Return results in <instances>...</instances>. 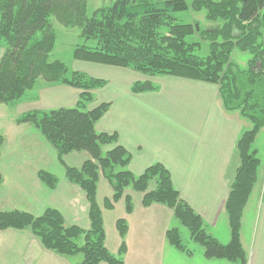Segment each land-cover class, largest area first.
Masks as SVG:
<instances>
[{"label":"trees","instance_id":"16d2710c","mask_svg":"<svg viewBox=\"0 0 264 264\" xmlns=\"http://www.w3.org/2000/svg\"><path fill=\"white\" fill-rule=\"evenodd\" d=\"M112 1L110 6L87 17V0H0V42L5 44L0 58V104L19 102L38 81L80 90L74 107L27 112L16 124L37 129L55 149L60 163L73 152H85L90 157L79 169L65 167L67 180L86 195L88 230L65 226L57 211L47 209L40 217L0 212V231L28 229L45 249L61 257L81 255L79 264H124L120 257L125 252L124 220L116 222L121 238L118 256L110 254L104 245L101 209L96 203L97 182L102 176L112 189L111 199L103 203L106 210H111L127 189L142 193L144 207L160 204L173 210L175 219L187 228L191 240L202 247L207 259L247 264L240 230L242 213L260 166L252 144L264 127V45L256 44L264 28V0H164L163 8H154L149 0ZM188 9L204 10L208 21H221L222 25L198 31L190 24L177 23L173 15ZM50 18L63 27L77 28L85 41H95L92 48H76L72 56L75 61L127 68L150 77L174 76L217 85L223 108L238 111L250 123L251 128L242 133L235 146L239 166L224 203L229 227L226 245L206 233L201 217L181 200L164 166L154 163L142 174H132L127 169L130 155L117 144L116 135L95 131V124L110 104L86 108L93 101L91 91L104 87L106 82L70 71L61 61H49L55 41ZM162 29L165 33H161ZM194 34L210 42L204 60L194 54L199 43L187 42ZM235 49L251 55L245 70H238L230 61ZM130 90L139 94L155 92L158 87L142 81L134 83ZM3 143L0 136V150ZM106 146L112 147L104 152ZM38 177L51 189L57 183L56 177L45 172ZM152 182L154 189L149 191ZM124 198L125 211L130 214L131 198ZM166 239L176 250L186 251L177 229H170Z\"/></svg>","mask_w":264,"mask_h":264},{"label":"crops","instance_id":"0c3cea01","mask_svg":"<svg viewBox=\"0 0 264 264\" xmlns=\"http://www.w3.org/2000/svg\"><path fill=\"white\" fill-rule=\"evenodd\" d=\"M79 62L83 66L75 71L106 82L104 87L91 91L93 101L86 108L92 110L102 103L110 104L95 124V131L116 135L117 144L130 155L127 169L132 174L140 175L154 163L164 166L181 200L201 217L206 233L213 237L219 228L224 232L223 240L228 242L224 203L239 166L236 142L251 128L250 123L238 111L228 112L223 108L217 85L164 76L160 90L135 94L131 86L148 81L144 75L127 68ZM41 83L15 106L21 113H42L76 105L80 90ZM18 118L8 119L0 150V212L40 217L47 209H53L62 216L65 226L88 230L86 195L67 180L65 167L79 169L90 159L89 155L73 152L60 163L55 149L38 130L30 125H17ZM111 147L106 146L103 151ZM252 149L260 166L256 185L243 210L240 231L251 210L255 242L247 264H264V127L257 133ZM40 172L56 177L54 188L39 180ZM153 189L152 182L148 190ZM124 195L132 201L130 214L125 211V196L111 210H106L103 203L111 199L112 189L102 176L99 178L96 203L101 209L106 250L118 256L121 238L116 222L124 220L125 252L120 256L124 264H179L175 254L178 251L166 239V233L177 228L173 210L160 204L144 207L143 194L130 189ZM81 261V255L61 257L45 249L28 229L0 231V264H79Z\"/></svg>","mask_w":264,"mask_h":264},{"label":"rangeland","instance_id":"374dc122","mask_svg":"<svg viewBox=\"0 0 264 264\" xmlns=\"http://www.w3.org/2000/svg\"><path fill=\"white\" fill-rule=\"evenodd\" d=\"M112 0H87V7H86V16L91 17L94 12L100 8L108 7L112 4ZM151 6L154 8H163L164 0H149ZM175 21L177 23L182 24H190L193 27H197L198 31H204L209 28H214L217 26H221L222 22H211L206 19V12L204 10L200 12H194L190 9L186 10L182 13H175L174 15ZM50 24H51V30L53 31L55 35V41H54V47L52 52L49 55V61H61L70 71L79 70L82 68L83 63L79 61H75L73 59V52L76 48H80L82 46H85L87 48H92L95 46V41H85L81 36L80 32L77 28H66L57 23L53 18H50ZM161 33H165V30L162 29ZM40 34H37V37H39ZM187 42H195L199 43V49L195 51L194 54H196L197 57L201 59H205L209 52V45L210 42L203 41L198 34H194L193 36L189 37L187 39ZM258 46L264 45V28L260 30V36L257 39ZM5 51V44L4 42H0V58L2 57L3 53ZM251 59L250 54L247 52H242L239 49L233 50L232 54L230 55V61L231 63L238 69V70H245L248 68V61ZM142 76V75H141ZM145 76V75H144ZM143 77V76H142ZM148 81L154 85H156L159 90L164 84L165 77L164 76H155V77H144ZM42 84L41 81H38L37 84ZM38 86V85H37ZM35 92V88L29 92H27L23 97L25 99V96L28 94H31ZM22 99V100H24ZM18 102L12 105H4L0 104V136L3 137L5 134V126L8 122L9 118L16 119L18 117H21L23 113L19 109H17ZM26 114V113H25ZM39 132V131H38ZM41 135V133L39 132ZM42 136V135H41ZM4 138V137H3ZM248 217L243 222V231L241 233V244L244 252L246 253L247 257H250L252 255L254 242H255V234H254V222L251 218L252 211H248ZM177 226L176 229L179 231V236L182 242V245L185 248V252L178 251L176 252V259L181 264H230L224 260H216V259H207L203 254V249L200 245H197L194 243L190 238V233L187 230V228L180 225L177 221L175 223ZM221 228V227H220ZM213 234V237L218 236L219 238H214L219 243L226 245L228 242L227 240H223L222 234L224 232H221L219 228L217 229ZM229 241V240H228ZM181 252V253H179ZM191 256V257H189ZM170 259V258H169ZM190 259V260H189ZM211 260V261H209ZM179 263V264H180Z\"/></svg>","mask_w":264,"mask_h":264}]
</instances>
